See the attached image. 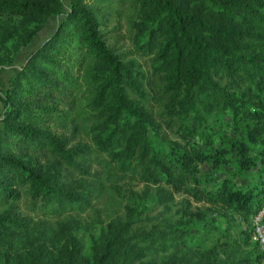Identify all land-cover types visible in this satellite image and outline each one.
Instances as JSON below:
<instances>
[{
  "label": "trees",
  "instance_id": "1",
  "mask_svg": "<svg viewBox=\"0 0 264 264\" xmlns=\"http://www.w3.org/2000/svg\"><path fill=\"white\" fill-rule=\"evenodd\" d=\"M62 15L1 98L0 251L7 263H261L257 254L231 262L210 249L161 258L157 245L168 247L172 234L182 238L184 225L146 229L129 205L91 234L86 255L77 225L90 213L100 222L98 202L106 195L113 202L111 190L125 178L156 186L165 204L175 191L252 221L264 204V0H71L68 7L64 0H0V65ZM119 17L148 68L109 42ZM154 78L161 80V115L179 139L168 148L152 140ZM226 116L242 130L230 149L201 136ZM197 137L204 148L192 143ZM229 153L244 169L259 165L257 186L235 189L229 179L216 190L204 185L199 164L218 168L230 163ZM247 238L253 242L252 232Z\"/></svg>",
  "mask_w": 264,
  "mask_h": 264
},
{
  "label": "rangeland",
  "instance_id": "2",
  "mask_svg": "<svg viewBox=\"0 0 264 264\" xmlns=\"http://www.w3.org/2000/svg\"><path fill=\"white\" fill-rule=\"evenodd\" d=\"M66 7L71 3V0H64ZM67 10V8H66ZM64 16H52L46 20L45 25L33 37L32 41L21 48L13 61L7 64L0 65V127L1 120L4 114V105L2 103V95L5 89L9 86V79L15 74L16 70L20 69L29 59L32 52L37 49L44 41H46L56 30L59 22ZM120 26V31H114V26ZM126 22L123 17L115 18L110 27L109 42L116 46L119 53L125 55L124 58L136 57L148 68V58L140 57L135 51L131 41L130 34L126 31ZM119 32V33H118ZM161 80L154 78L149 88L154 94V99L149 105L156 124L152 130V140L158 148H168L171 142H176L178 139L177 133L168 126L163 114L164 102L158 95ZM158 124L160 127H158ZM62 130L60 132H64ZM70 136L69 131H65ZM242 135V130L236 132L233 128L231 119L226 116L223 122L219 125L213 123L209 133H201L214 141L215 147L231 148V140L237 139V136ZM81 137H76L72 143L80 141ZM203 137V140H205ZM198 147L204 145L201 137H197L195 141ZM204 148V147H203ZM235 153H229L226 157L230 163H225L220 167H214L212 164L204 162L199 164V171L197 176L204 182V185L209 189L216 190L223 180H232L235 189H246L257 186L260 181L258 166L251 170L242 168L237 163ZM117 189H112L114 201L111 202L108 195L104 196L98 202V208L102 211L101 221L92 222L93 213L83 216L82 223L77 225L80 227L79 235L83 237L86 242L84 254H87L89 248V238L91 234H96L99 228L107 226L110 222L111 215L118 213H126V206L137 208L136 221L137 225L146 229L151 228L154 224L169 225L180 223V226L186 230L182 238L175 239L174 234L171 235L172 241L169 246H164L159 243L158 256L161 258L169 257L173 252L179 249H187L191 252L210 249L223 259L231 257V262L234 259H242L250 254V258H255V254L259 255L262 262L257 264H264V254L256 244L248 240L247 236L252 232V221L249 215L238 213L229 208L226 204H213L207 201L197 202L190 195L184 193L173 192L174 199L165 204L166 198L160 197L156 186L147 188L145 183L138 180L124 179L119 181ZM189 202V204H186ZM190 205V207H189ZM22 211H29L25 203H20ZM168 230V229H167ZM181 231V230H179ZM162 242V240L160 241ZM236 243L239 247L229 244ZM228 245V247H226ZM167 247L166 249H163ZM156 248L151 247L149 251H154ZM235 251L237 252L235 254ZM261 253V254H260ZM166 257V258H167ZM235 257V258H234ZM0 264H8L5 257V252L0 251ZM16 264V262H14ZM231 264V263H230Z\"/></svg>",
  "mask_w": 264,
  "mask_h": 264
},
{
  "label": "built area",
  "instance_id": "3",
  "mask_svg": "<svg viewBox=\"0 0 264 264\" xmlns=\"http://www.w3.org/2000/svg\"><path fill=\"white\" fill-rule=\"evenodd\" d=\"M252 240L264 254V204L261 210L252 216Z\"/></svg>",
  "mask_w": 264,
  "mask_h": 264
}]
</instances>
